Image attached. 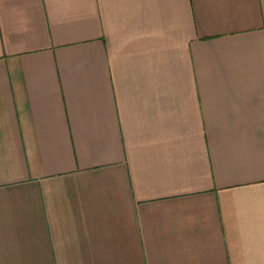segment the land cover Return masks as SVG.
<instances>
[{
    "label": "crops",
    "instance_id": "1",
    "mask_svg": "<svg viewBox=\"0 0 264 264\" xmlns=\"http://www.w3.org/2000/svg\"><path fill=\"white\" fill-rule=\"evenodd\" d=\"M0 264H264V0H0Z\"/></svg>",
    "mask_w": 264,
    "mask_h": 264
}]
</instances>
